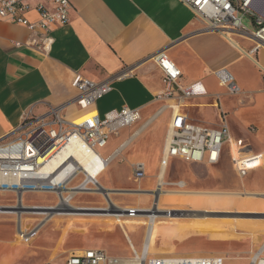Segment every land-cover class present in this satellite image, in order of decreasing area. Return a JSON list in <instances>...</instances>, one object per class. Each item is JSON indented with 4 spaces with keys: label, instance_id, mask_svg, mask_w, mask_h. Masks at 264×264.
Listing matches in <instances>:
<instances>
[{
    "label": "crops",
    "instance_id": "obj_1",
    "mask_svg": "<svg viewBox=\"0 0 264 264\" xmlns=\"http://www.w3.org/2000/svg\"><path fill=\"white\" fill-rule=\"evenodd\" d=\"M69 1L72 4L69 22L50 28L52 43L47 51L29 44L32 40L39 41V30L31 32L19 24L0 20V139L11 134L21 115L29 109L42 115L48 106L64 104L62 115L68 121L90 126L124 106L138 108L141 118L120 129L110 140L126 128L133 126V130L104 157L112 156L111 163L117 156L123 161L135 153L129 166L134 162L144 164L145 177L140 188L148 193L158 185H165L167 170L174 159H169L165 166L160 165V159L171 111L156 98L164 85L161 72L151 59L164 50L181 70L180 84L200 82L205 90L202 95L185 99L179 110L195 123L216 127L222 115L227 123L231 145L223 144L217 163H204L218 167L214 176H209L227 182L233 169L242 186L264 193V45L253 51V40L234 35L231 42L215 31L204 30V23L180 0ZM251 7L264 17V0H253ZM26 16L30 21L38 18L34 11ZM16 42L20 45H15ZM220 68L232 75L240 94L231 95L219 84L215 71ZM126 71L129 72L121 77ZM76 74L92 81H108L112 89L93 105L80 108L70 103L77 94L72 86ZM153 134L157 138L149 146ZM140 138L137 146L131 147ZM139 148L142 149L138 151ZM234 160L244 163L238 168ZM155 165L159 168L157 172ZM219 166L223 168L219 170ZM118 168L114 163L112 172L99 184L103 186L111 178L122 181L117 177ZM245 175H253L256 181L246 184ZM165 192L198 197L206 194L185 190ZM243 194L253 193L244 188ZM16 199L15 194L0 191V264L32 261L27 245L19 238L17 214L2 209L15 205ZM253 204L261 209L256 212H264V203ZM225 218L231 219L228 215ZM24 220L20 219L21 231ZM215 230H219L216 224L204 223L192 229L191 234L198 242ZM261 231L264 236V229ZM151 241L149 245L153 244V236ZM263 249L264 240L256 252L262 250L264 254Z\"/></svg>",
    "mask_w": 264,
    "mask_h": 264
},
{
    "label": "built area",
    "instance_id": "obj_2",
    "mask_svg": "<svg viewBox=\"0 0 264 264\" xmlns=\"http://www.w3.org/2000/svg\"><path fill=\"white\" fill-rule=\"evenodd\" d=\"M180 1L188 5L195 17L204 23V30L215 31L231 42L234 35L253 40V51L264 45V17L251 7L253 0ZM71 9L69 0H0V20L19 24L31 32L39 30V41L32 40L29 44L47 51L52 43L48 34L50 28L68 23ZM31 11L37 14L36 21L27 18L26 15ZM246 18L251 27L244 22ZM15 45L19 46L20 43L16 42ZM151 59L160 70L164 85L163 92L156 98L164 102L163 107L171 111L160 165L165 166L169 159H180L187 163H217L223 144L231 145L224 115L216 127L191 121L186 113L179 110V106L187 98L204 94L202 84H180L181 70L164 50L155 53ZM128 72L122 73L121 77ZM215 76L229 94H240L239 86L225 68L216 70ZM72 86L77 90V94L70 103L80 108L93 105L112 89L108 81H92L81 74L74 76ZM215 99H219V94L215 95ZM64 106H48L42 115L33 114L31 109L27 110L21 115L11 134L0 139V191L15 194V206L18 202L22 203L23 194L29 192L54 194L57 198L56 205H61L62 201L69 203L79 193L97 191L100 186L97 178L87 181L86 175L81 171L59 178L60 172L69 164V157L61 160H58V157L72 138L84 142L102 156L100 149L107 146L113 134L141 118L138 108L124 106L105 114L94 124L84 126L68 121L62 115ZM111 158L112 156L103 157L105 165ZM234 161L238 168L244 163ZM56 162L58 163L55 164ZM130 168L133 180L141 181L145 177L142 162H134ZM80 175L81 180L73 183ZM178 185L183 184L179 182ZM8 207L2 209L7 210ZM140 255L138 257L134 254L139 264H225L226 260V257L221 255L149 256V253L144 252ZM119 262V259L111 257L101 247H87L70 252L63 264ZM248 264H264V256L257 255L251 258Z\"/></svg>",
    "mask_w": 264,
    "mask_h": 264
},
{
    "label": "rangeland",
    "instance_id": "obj_3",
    "mask_svg": "<svg viewBox=\"0 0 264 264\" xmlns=\"http://www.w3.org/2000/svg\"><path fill=\"white\" fill-rule=\"evenodd\" d=\"M244 22L251 27L247 18ZM127 128L119 136L109 139L107 146L100 149L103 157L111 153L134 127L128 130ZM156 138L153 134L148 142L149 146ZM141 140L142 138L131 147L137 146ZM140 149L142 148L138 151ZM134 156L135 153L123 161H120L121 156H117L109 163L107 171L104 170L106 173L97 180L103 183V177L110 174L113 164L117 163L119 167L117 177L122 181H113L111 178L104 183L105 186L102 188L108 194L95 191L79 193L84 194L82 196L77 194L69 201V204L75 206L73 208L75 212L72 214L54 212L66 209L63 205H56L57 198L54 194L36 192L23 194V204L29 208L17 215L16 223L20 232L19 238L27 245L29 256L32 258L31 262L24 264H63L70 252L87 247H101L111 257L119 259V264H126L124 260H130L135 257L134 254L140 255L142 252L149 213L158 215L152 230L153 244L150 245L149 256L221 255L226 257L225 264L249 263L264 240L261 234L264 220L255 219V214L248 212L261 210L253 202L264 203V193L254 192L246 185L242 186V183L237 181L232 167V177L223 174L224 177H230L225 182L221 178L210 177L218 170L217 166L174 159L167 170L166 184L158 185L151 190L157 193L155 196L140 188L142 180H133L129 162ZM222 168L219 166V170ZM158 169L155 165L154 171L157 172ZM81 178L82 175L78 176L73 183L80 181ZM244 181L246 184H252L256 179L253 175H245ZM179 182H183L184 185L179 186ZM244 188L246 191L251 190L253 194H243ZM177 190L206 194L198 197L179 192H165ZM215 193L217 194L214 195ZM50 206H56L57 210ZM45 207H50L47 210L52 213L50 216L45 214ZM79 208L90 210L80 211ZM100 209L105 211H98ZM229 211H237V218H225ZM115 213L123 215L117 216ZM20 219H25L23 231L20 228L22 225ZM125 220L127 223H123ZM204 223H214L219 230L213 231L209 237L202 236L201 241L197 242L193 240L195 237L191 231L203 226ZM225 224L230 225L226 227ZM187 238L190 240L186 241Z\"/></svg>",
    "mask_w": 264,
    "mask_h": 264
},
{
    "label": "bare ground",
    "instance_id": "obj_4",
    "mask_svg": "<svg viewBox=\"0 0 264 264\" xmlns=\"http://www.w3.org/2000/svg\"><path fill=\"white\" fill-rule=\"evenodd\" d=\"M67 156L69 157V161H68L69 164L67 165V167H65V169H63L60 172L59 178H62L63 176H66V175L71 174V173H75L77 171H81L86 175L87 181L88 180L94 181V179H96V178L98 179V175L101 173V170L104 172V170L107 167V165H105V161L103 160L102 156H100L96 151L90 149L84 142L79 141L76 138H72L70 140L67 147L63 150V152L58 157V160L65 159ZM57 163L58 162H56L55 164H57ZM182 184H183V182H182ZM95 192L102 193V194H108V192L105 189H103L101 185L98 187L97 191H95ZM109 203L111 204L110 201H109ZM61 205L65 206L66 209L62 210V211L60 210V211H54V212H63L65 214H72L73 212H75L73 210V208H75V206L72 204H69L66 201H62ZM50 207H54V206H50ZM50 207H45L46 208L45 214L47 216H50L52 214L51 212L47 211L48 209H50ZM10 208H11V210H4L3 212L16 213L17 215H19V214L23 213L25 211V209H27L29 207L25 206L23 204V202L22 203L18 202L16 206L14 205V207H10ZM54 209L57 210L56 206L54 207ZM78 210L85 211V210H90V209H80L79 208ZM138 211H140V210H138ZM202 212L207 213V212H216V211H202ZM236 213H237V211H231V212H229L228 216L231 219H236L237 218ZM241 213H243V212H241ZM248 213H250V212H248ZM253 214H255L254 217L257 219L264 218V212H256ZM115 215L122 216L123 214L122 213H115ZM147 216H148V227H147V231L145 233V238H144V243H143L141 254L143 252H144V254H146V253L148 254V249L150 246L149 244L151 241L154 222H155V219L158 215H157V213H149V214H147ZM123 223H127V221L125 220V221H123ZM260 254H263L262 250L256 252L252 256V258H255L257 255H260ZM136 256L140 257L141 255L136 254ZM124 262L126 264H139V260L137 259V257H134L130 260H124Z\"/></svg>",
    "mask_w": 264,
    "mask_h": 264
},
{
    "label": "water",
    "instance_id": "obj_5",
    "mask_svg": "<svg viewBox=\"0 0 264 264\" xmlns=\"http://www.w3.org/2000/svg\"><path fill=\"white\" fill-rule=\"evenodd\" d=\"M148 193H152V194H154L155 196L157 195V193H153V192H148ZM98 211H105L104 209H100V210H98Z\"/></svg>",
    "mask_w": 264,
    "mask_h": 264
}]
</instances>
